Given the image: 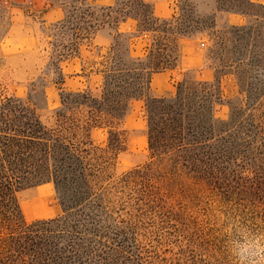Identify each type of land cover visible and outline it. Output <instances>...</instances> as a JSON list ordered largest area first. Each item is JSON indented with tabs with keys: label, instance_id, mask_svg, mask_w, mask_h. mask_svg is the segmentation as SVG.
I'll return each instance as SVG.
<instances>
[{
	"label": "trees",
	"instance_id": "trees-1",
	"mask_svg": "<svg viewBox=\"0 0 264 264\" xmlns=\"http://www.w3.org/2000/svg\"><path fill=\"white\" fill-rule=\"evenodd\" d=\"M48 1L64 12L47 41L60 84L61 64L82 42L105 28L113 38L98 89L61 91L51 121L29 98L0 95V264H170L151 250L148 228L163 226L180 207L177 196L192 191L264 229V2L215 0L217 13L243 19L219 27L215 14H196L189 0H177L169 18L144 0L97 7ZM11 5L0 0V29ZM127 22L132 30L121 32ZM197 35L208 37L216 56L213 80L184 78L173 93L152 96L153 76L172 70L180 42ZM225 75L239 90L224 121L217 111ZM140 100L148 161L117 175L127 148L124 119ZM97 130L106 134L104 145L93 140ZM46 184L62 213L27 222L18 195Z\"/></svg>",
	"mask_w": 264,
	"mask_h": 264
},
{
	"label": "rangeland",
	"instance_id": "rangeland-1",
	"mask_svg": "<svg viewBox=\"0 0 264 264\" xmlns=\"http://www.w3.org/2000/svg\"><path fill=\"white\" fill-rule=\"evenodd\" d=\"M9 20L4 18L0 29V95L29 98L39 109L46 121H51L52 113L60 106V94L83 92L98 89L101 83L100 63L109 52L113 31L102 29L87 43L83 42L77 52L62 64L64 81L59 83L51 65L52 48L47 41L52 40L49 30L56 18H63V8L59 3L49 5L48 0H10ZM94 6H106L115 0H88ZM151 4L161 18H169L181 6L177 0H144ZM264 2V0H262ZM196 14L211 16L219 27L239 24L233 15L217 13L215 0H189ZM49 11V15L46 12ZM9 23V25L7 24ZM133 22L120 26L127 33ZM139 40L136 54L142 50ZM211 51V42L206 35L184 38L180 42L179 60L169 71L156 75L151 83L152 96L162 97L174 92L175 86L184 78L212 81L217 59ZM224 102L217 111L220 120H228L230 107L238 99V85L232 75H225L220 82ZM127 132L126 151L119 155L116 173L120 175L148 161L146 120L144 102L134 101L124 119ZM97 145H104L106 134L102 130L93 132ZM24 219L29 222L37 219L55 218L61 215L54 188L51 184L29 188L18 195ZM180 207L177 213L169 215L164 225L148 228V241L151 250L170 264H232L226 251L228 237L224 230L230 224L239 222L248 225L253 231L264 229L244 222L235 213L220 207L215 199L207 194L192 191L178 195L175 199ZM173 217V218H172Z\"/></svg>",
	"mask_w": 264,
	"mask_h": 264
},
{
	"label": "clouds",
	"instance_id": "clouds-1",
	"mask_svg": "<svg viewBox=\"0 0 264 264\" xmlns=\"http://www.w3.org/2000/svg\"><path fill=\"white\" fill-rule=\"evenodd\" d=\"M226 251L232 264H264V232L238 221L224 230Z\"/></svg>",
	"mask_w": 264,
	"mask_h": 264
},
{
	"label": "crops",
	"instance_id": "crops-1",
	"mask_svg": "<svg viewBox=\"0 0 264 264\" xmlns=\"http://www.w3.org/2000/svg\"><path fill=\"white\" fill-rule=\"evenodd\" d=\"M152 1V0H151ZM258 1H262V0H258ZM50 13H49V11H47L46 12V15H49ZM234 16V15H233ZM235 18H237V20L240 22L239 24H241V23H243V19L241 18V17H239V16H235ZM59 20H61V17H57L56 18V22L57 21H59ZM159 74H162V73H159ZM159 74H156V75H159ZM155 75V76H156ZM155 76H153V78L155 77ZM153 78H152V80H153ZM152 80H151V83H152ZM151 93H153L152 91H151ZM172 92H167V93H165L164 95H169V94H171Z\"/></svg>",
	"mask_w": 264,
	"mask_h": 264
}]
</instances>
